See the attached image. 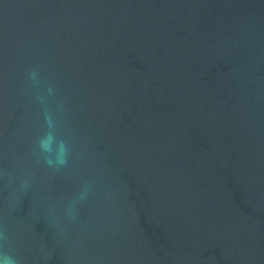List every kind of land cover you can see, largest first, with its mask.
<instances>
[{"label": "water", "instance_id": "obj_1", "mask_svg": "<svg viewBox=\"0 0 264 264\" xmlns=\"http://www.w3.org/2000/svg\"><path fill=\"white\" fill-rule=\"evenodd\" d=\"M0 234L20 264H264V0H0Z\"/></svg>", "mask_w": 264, "mask_h": 264}, {"label": "clouds", "instance_id": "obj_2", "mask_svg": "<svg viewBox=\"0 0 264 264\" xmlns=\"http://www.w3.org/2000/svg\"><path fill=\"white\" fill-rule=\"evenodd\" d=\"M27 79L35 85L38 80V72L33 69L28 73ZM53 95L51 86L37 96L38 102L43 106L42 127L43 131L37 137L34 151L37 158L49 169L58 170L67 166L69 161L70 147L67 141L59 134L57 121L53 113L47 107V98ZM15 177L9 176V183H15ZM31 186V177H25L19 182L20 190H27ZM92 192V185L84 182L80 190L66 203L64 207V218L72 220L75 218V206L77 202L85 200ZM55 223V217L52 218ZM0 239L3 235L0 234ZM0 264H20L18 257L12 252L0 250Z\"/></svg>", "mask_w": 264, "mask_h": 264}]
</instances>
